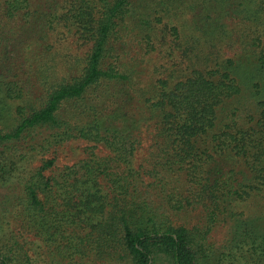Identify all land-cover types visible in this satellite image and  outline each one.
<instances>
[{"label":"trees","instance_id":"obj_1","mask_svg":"<svg viewBox=\"0 0 264 264\" xmlns=\"http://www.w3.org/2000/svg\"><path fill=\"white\" fill-rule=\"evenodd\" d=\"M70 140L110 156L32 167ZM14 222L45 264H264V0H0V264H42Z\"/></svg>","mask_w":264,"mask_h":264},{"label":"rangeland","instance_id":"obj_2","mask_svg":"<svg viewBox=\"0 0 264 264\" xmlns=\"http://www.w3.org/2000/svg\"><path fill=\"white\" fill-rule=\"evenodd\" d=\"M157 59V55H155L151 56V58H149L148 60L151 61L152 64H154L156 63ZM3 126H5V124H3ZM148 131L145 130L144 141L138 147V150L135 155V163L137 167L143 165L145 168H148V159L150 157L149 152L151 144V139L147 135ZM43 154H39L36 157L34 163L32 164V167L41 166L43 160L45 159H55V172L59 171L64 167L72 166L82 160L89 159L90 157H92V155L98 157L99 159L107 158L110 156V152L103 146H95L93 143H90L85 140H70L50 148L47 152ZM176 214L177 215L174 216V219L177 224H186L189 226H194L200 224L203 220V214L201 212V209L199 208L195 210L177 212ZM11 226H13L12 229L17 232L16 235L21 244H23V246L26 244L25 249L28 250V248H30L29 255L32 259L38 258V255H40L42 257L41 259H39L42 261V264H45V262L50 260L52 261L53 257L50 255V253L41 241L33 237V235L27 233L21 234V232H18L20 228L15 222L12 223ZM62 263L63 261H60L58 259L57 264Z\"/></svg>","mask_w":264,"mask_h":264}]
</instances>
